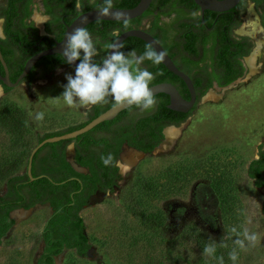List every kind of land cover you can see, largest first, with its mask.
Instances as JSON below:
<instances>
[{
    "label": "rangeland",
    "instance_id": "obj_1",
    "mask_svg": "<svg viewBox=\"0 0 264 264\" xmlns=\"http://www.w3.org/2000/svg\"><path fill=\"white\" fill-rule=\"evenodd\" d=\"M3 5L5 0H0ZM154 5L158 7V0ZM36 14L40 15L32 4L26 22L42 34L45 20L40 21L41 15ZM0 19L3 27L4 18ZM153 22V16L146 15L129 27L151 32ZM263 28L264 18L255 0H244L230 32L251 40L253 47L256 42V50L247 59V75L228 88L209 87L177 127L178 135L164 136L150 152L137 151L127 170L121 166L125 163L123 157L120 160L122 142L115 156L114 186L95 191L78 210L88 239L87 253L80 255L75 249L64 248L53 257V264H219L221 256L224 264H264V195L246 172L259 147L264 146V38L259 40L256 34L264 32ZM92 37L100 54L105 53L107 49L99 47ZM169 38L166 32V49ZM175 62L189 75L193 73L178 57ZM143 66L148 69L152 63L144 62ZM202 67L207 69L206 61ZM36 74L32 84L23 83L18 90L8 89L0 95V196L6 192L9 177L26 171L29 154L41 138L87 118V106L70 108L63 106L62 99L47 100L61 95L67 74L75 75L70 66L53 72L38 68ZM156 101L154 108H138L123 122L151 114L161 98ZM38 112L44 113L41 121L33 119ZM49 150L45 146L38 153L36 174L52 171ZM64 159L75 173L84 175L75 157L76 165L67 160L66 149ZM16 209L23 215L17 216ZM13 210L16 218L9 214L13 225L2 238L0 264H39L41 231L52 208L48 202H37ZM233 228L241 233L239 238H243L244 228L259 233L260 238L255 246L242 250L234 244L237 234ZM211 240L217 243L216 251L205 256L203 249ZM234 248L238 253L235 262L229 258Z\"/></svg>",
    "mask_w": 264,
    "mask_h": 264
},
{
    "label": "trees",
    "instance_id": "obj_2",
    "mask_svg": "<svg viewBox=\"0 0 264 264\" xmlns=\"http://www.w3.org/2000/svg\"><path fill=\"white\" fill-rule=\"evenodd\" d=\"M81 1L84 10L104 5V0H95L91 3L87 0ZM138 1L139 0H113V5L126 8L134 6ZM156 1L157 0L152 1L150 7L143 13L141 18L146 15L153 16L154 22L151 33L162 44L164 43L165 33L173 31L169 38L170 46L165 49L173 60L178 57L183 64L193 69L191 77L193 83L196 84V89H198L197 97L199 101L200 97L211 86V80L208 74L206 75V81L200 78V76H205V71L199 67L198 63L204 58L194 57L197 51L194 40L198 34L200 35L202 33H194V27L191 26V22L187 19L177 24V27L171 28L169 24L160 19V15L169 13L161 9L169 0H158V7L154 5ZM189 1L192 2L191 4H193L196 9L198 8L193 0ZM28 3L29 0H7L5 5L0 6V17L4 18L3 30L10 38V46L17 47L22 51L38 42H40V44H37L39 47H47L49 45L47 42L49 39L51 40V38L47 36H38L36 27L26 22L29 13L27 11ZM69 4L74 18L79 13L75 8L76 0H71ZM255 5L259 14L264 18V0H255ZM240 6L228 18H221L216 25L213 24V15L207 14L205 27L203 26L202 28V30L206 31L208 27L214 26L215 31L211 33L210 37H201V45L199 48L204 52L208 51V49H206V44L211 40V47H218L217 58L220 59L219 64L226 65L227 69H229L228 67L230 66L229 55L232 52L235 40L228 35L226 30L236 25ZM50 27L51 26H49V28ZM224 27L227 29L223 31ZM129 28L130 27L125 28L124 25H122L93 27L87 28V30L92 36L99 38L97 42L104 47L105 44L111 43L115 38L111 35L112 30L119 29V31L122 32ZM252 46L253 43L249 40L244 53L247 54ZM131 48H134L141 54L145 51L146 45L143 42H128L121 50L127 52V50ZM54 61H58L59 63L57 65H51V70H54L58 65H67L64 58H49L43 62L48 65ZM149 62L152 63L146 60L147 64H149ZM178 67L184 69L181 65ZM149 71L154 74L159 73L153 80L154 83L166 80L173 83L179 82L183 86L181 93L187 91L184 83L176 79L162 63L156 66L152 64ZM32 79L33 78H30L28 83H30ZM184 95L187 97L188 93H184ZM168 102L169 99L161 98L156 109L149 114V116L139 118L136 124L120 127L116 132V135L119 134L118 137L115 135L111 138L94 139L88 136L87 139L84 138L74 142L75 161L80 165L88 166L91 175L87 176L90 189L87 191V194L84 195L85 198L78 201L77 207L73 212L68 209V206H70L72 202L70 195L76 193L79 188L72 177L74 175L80 176V174L75 173L64 159V149L67 143L61 144L58 148L55 147L57 144L49 145L51 150L50 163L53 168L50 173H47L49 175L48 178L36 176V178L32 180L26 172L19 176L9 177L6 180V192L0 196V244L2 238L13 225V221L9 218L10 210L19 206L27 208L37 202H51L53 205V212L47 218L41 231L43 248L37 262L39 264H53V257L60 254L64 248L75 249L80 255L86 254L89 244L87 235L84 232V223L82 218L78 215L80 206L86 201L89 194L93 193L96 189L99 188L104 190L114 186L117 179L115 156L125 138L129 137L130 144H134L150 152L163 140V126L170 124L179 126L181 122H184L188 118L192 111L191 110L186 116L172 114V109L167 106ZM126 128L128 130L126 132L127 136H125L126 133L123 131ZM57 133L58 132L47 133L44 137ZM109 154L112 155L113 159L108 165H105L101 157L107 158ZM258 154L259 158L252 159L247 166L246 172L250 177H259L261 174H264L263 146L259 147ZM260 182V180H257L255 184L259 185ZM26 193H28V195H26ZM27 198H29L28 201H26Z\"/></svg>",
    "mask_w": 264,
    "mask_h": 264
},
{
    "label": "flooded vegetation",
    "instance_id": "obj_3",
    "mask_svg": "<svg viewBox=\"0 0 264 264\" xmlns=\"http://www.w3.org/2000/svg\"><path fill=\"white\" fill-rule=\"evenodd\" d=\"M70 1L71 0H29L27 11L29 12L31 10V5L34 4L41 16L39 14H36V15H39L40 18L43 21L45 20V23L43 25L44 33L37 34V35L38 36H47V37L51 38V40L49 39V41L47 42L49 44L47 47H39V45H37V44H40V42H38L35 45L29 46L24 51H22L21 49H19L17 47H14V46L12 47V46H10V43H11L10 38L7 36V34L3 30V27L1 26L0 51L2 53L3 58L5 59V61L7 63V65L9 66L10 70L12 71V73L14 75V81L17 79L18 75L21 73L25 61L31 55H33L34 53H36V52H38V51H40L42 49H45V48L53 46L56 41H58V40H60L62 38V36H63L62 34L65 31L66 25L69 24L72 21V19H73V14L71 12V7H70V4H69ZM6 2H7V0H5V4H6ZM80 2H82V1H80ZM191 3L192 2H190L189 0H185V1H183V0H169L161 8L162 11H167L169 13L160 15V19L163 22H166L167 24H169L171 26V28L177 27V24H180L181 21L187 19V20H189L191 22V24H192L191 26L194 27V30H193L194 33H196V32L197 33H202L200 35L198 34L196 39L194 40L195 47L197 48V51H196L194 57L195 58H202V57L204 58L198 63L199 67L202 70L205 71V76H200V78L203 81H206L207 80L206 75L208 74V76H209V78L211 80V86L210 87L215 86L218 89L228 88L229 86L234 84L236 81L242 80L241 77L247 75L248 72H247L246 68L249 67V69H250V65L247 62V59L256 50L255 37L251 36L250 33H247L254 39L255 45H254V47L252 46L253 48L250 49L251 50L250 52L245 54L244 50L247 47V43L249 42V39L241 38V37H238V36L232 34L230 32V28H228V29L226 27L223 28V31L227 29L226 31H227L228 35H230L235 40V43H233L232 52L229 55L230 56V66L228 67L229 69H227L226 65L219 64L220 59L217 58L218 47L214 46L212 48L211 47V44H212L211 40H209V42L206 44V49H208V51L204 52L203 50H201L199 48L200 45H201V37H204V36L210 37L211 33L213 31H215V29H214V26H211V27H208V29L206 31L202 30V28L204 26L202 21H201V19H200L201 15H202V12L200 11L199 7L196 9L195 6H193V4H191ZM164 6H165V8H164ZM75 8H76V6H75ZM76 10L78 11L77 8H76ZM82 11H85L83 9V7L81 8L80 12H82ZM232 13L229 14L227 17H224V18H228L230 15H232ZM34 15H33V20L35 21ZM163 17H167V19L165 20V19H163ZM221 18H223V17L222 16L213 15V17H212L213 24L216 25L220 21ZM49 26H51L50 27L51 29L49 28ZM112 32H113V30H112ZM119 33H120V31H119ZM172 33H173V31L170 32V34H172ZM240 33H242V32H240ZM95 38L99 41V38H97V37H95ZM99 47L102 48V44H99ZM132 49H134V48H131V49L127 50V51H130ZM107 50H106V52H107ZM105 53H101L99 56H97L96 62H100L102 57L105 55ZM138 54H140V53H138ZM205 61H206V64H207V69H204L202 67V63H204ZM174 62H175V60H174ZM58 63H59L58 61L57 62L54 61L52 63H49L48 65H46L45 62L39 63L36 66V68L32 71V73L28 76V78L24 81V83L26 85H30L36 80V75H37L36 74V70L38 68H43V69H45L48 72H53V71H55L56 69H58L60 67L69 66V65H63V66H59L58 65V66H56V68L54 70H51V67H52L51 65H57ZM176 65H178V64L176 63ZM148 70H149V68H148ZM182 70H184V69H182ZM4 74H5V72H4L3 66H2V64L0 62V77L3 76ZM191 75H190V77H191ZM30 78H33V79H32V81L30 83H28ZM166 81H168V80H166ZM152 83H154V82L152 81L151 84ZM174 84L177 86L179 92L181 93V91L183 90V86L179 82L174 83ZM0 86L3 89V93H4V91H7L8 89H12V87L4 85V83L1 82V81H0ZM184 93L187 94L188 92L186 91ZM184 93H181L183 97H185ZM185 98L188 99L189 98V94ZM112 105H113V103L110 101L108 104H104L103 106L102 105L87 106L85 108V112H86V115H87V118H86L85 121H83L82 123H80V124H78L76 126H73L71 128L65 129L63 131H58L57 134H61V133H64L66 131H70V130H73V129H76V128H79V127L83 126L84 124L89 122L91 119H93L94 117H96L97 115H99L101 112H103L104 110H106L107 108H109ZM192 110H194V108ZM128 115L129 114L121 117L120 119L114 121L113 123L105 126L104 128L96 131L95 133H93V134H91L89 136L94 138V139L114 137L116 135V132L120 129V127H123L125 125L136 124L137 121L139 120V118L147 117V116H149V113L140 115V116L136 117V119H134L133 121L123 122V118L127 117ZM165 126H167V125H165ZM165 126H163V128H162V133H163V135L166 138L165 129L168 126L167 127H165ZM169 126H171V125H169ZM123 131H125L124 133H126L128 130L126 128ZM54 135H56V134H54ZM118 136H119V134L116 135V137H118ZM125 136H127V133H126ZM46 137H48V136H46ZM87 137H86V139H87ZM44 138L45 137L41 138L38 141V143ZM124 142H125L124 149L120 153V160L123 157L124 152L126 150H128V149L147 152V151L141 149L139 146H136L134 144H130L129 143V137L125 138ZM71 144H72L71 142L67 143L66 146H65V149H66L67 160L71 164H73L72 162H74V157H75V143H73L74 147L72 145V148H73L72 153H69V146H71ZM44 145L41 146L40 148H38V150L33 155L32 180H34L36 178V176H43L45 178L49 177V175L47 173H40L39 175H36L34 173L35 161H36L37 155L45 147ZM60 146H61V144H57L55 147L58 148ZM258 153H259V151H258ZM50 155H51V150H49V155H48L49 158H50ZM257 158H259V154H258ZM81 167H83L84 170H85L84 171L85 172L84 175H80V176L74 175L72 177L73 180L76 181L79 189L76 191V193H72L70 195L71 199H72V202H71V205L68 206V209L71 212H73L75 210V208L77 207L78 201H81L82 199L85 198L84 195H86L87 191L90 189V186H89V184L87 182L88 181L87 180V176L91 175V171H90L88 166L81 165ZM25 172L27 173V166H26V171ZM248 177L253 180V184L256 187H258V189L262 190V194L264 195V174H261L259 177H257V176H253V177L248 176ZM257 180L261 181L259 185L255 184V182ZM98 189H96L95 191H97ZM95 191L93 193H90L88 198L91 197L95 193ZM26 195H28V193H26ZM88 198L86 199V201L88 200ZM28 200H29V198H27L26 201H28ZM48 203H49V205L52 208V211H51V213H52L53 212V205L51 204V202H48ZM84 203L82 205H84ZM19 207H21V208L23 207L24 208V206H19ZM262 208L264 210V197H263V200H262ZM13 209H15V208H13ZM14 211L15 210H13L11 212V217L15 219L16 216L13 215Z\"/></svg>",
    "mask_w": 264,
    "mask_h": 264
},
{
    "label": "clouds",
    "instance_id": "obj_4",
    "mask_svg": "<svg viewBox=\"0 0 264 264\" xmlns=\"http://www.w3.org/2000/svg\"><path fill=\"white\" fill-rule=\"evenodd\" d=\"M75 6L77 9L83 7L80 0H76ZM113 6V0H104L101 14H110ZM124 27H129L127 21ZM111 35L116 39L104 45L108 51L99 63L95 58L100 55L101 50L86 28H76L66 36L62 56L67 64H75V75L67 74V83L63 85L61 95L47 100L59 102L62 99L63 106L70 108L104 105L110 101L116 107L135 105L142 110L155 107L157 101L150 84L159 73L154 74L143 65L146 60L151 61L154 66L159 65L165 58L164 53H158L150 45L146 46L142 54H138L135 49L124 52L121 50L123 44L119 41V29H114ZM77 61L79 63H76ZM2 94L3 89L0 88V95ZM33 119L43 120L44 113H36ZM101 159L108 165L113 157L109 154L107 158L102 156ZM232 232L237 234L234 244L242 250L255 246L260 238L259 233L250 232L247 228L242 232L243 238H239L241 233H237L236 228H233ZM216 244L211 240V243L204 247L203 255L213 256ZM229 258L233 262L237 261L238 253L235 248L229 253ZM218 259L219 264H224L222 256Z\"/></svg>",
    "mask_w": 264,
    "mask_h": 264
},
{
    "label": "water",
    "instance_id": "obj_5",
    "mask_svg": "<svg viewBox=\"0 0 264 264\" xmlns=\"http://www.w3.org/2000/svg\"><path fill=\"white\" fill-rule=\"evenodd\" d=\"M152 1L153 0H139L134 6L126 8L113 6L111 13L108 15L101 14L102 6L90 8L80 12L72 19L69 24L66 25L65 31L60 40L56 41L53 46L34 53L25 61L23 69L15 81L14 75L0 51V62L5 72V74L0 77V81L3 82L4 85L10 86L13 89L18 90L39 63L49 58H64L62 56V50L63 45L66 42V36L71 33L74 29L122 26L124 25L125 21L130 24L141 18L143 13L148 9V7H150ZM193 1L202 12L200 19L205 27L207 14L227 17L234 10H236L244 0ZM115 39L116 37L113 39V41ZM119 41L123 44V47L128 42H143L146 46L150 45L153 50L157 51L158 53H164L165 58L161 63L176 79L184 83L189 94L188 99L183 97L182 94L179 92L177 86L170 81H161L150 84V88L153 91L155 99L157 97L169 99L167 106L172 109V114L186 116L198 104L196 84L193 83V80L189 74H187L184 70L180 69L176 65V63L168 54L163 44L159 40H157L151 32L143 28H129L119 33ZM76 63H79V61H77ZM69 66L75 71V64ZM138 108L139 107L135 105H125L120 107L112 105L79 128L66 131L61 134L45 137L30 152L27 161L28 176H30V178L32 179L33 155L38 150V148L43 146L45 143L46 144L44 146H49L80 141ZM182 123L183 122H181V124ZM170 125L179 127L174 124ZM11 211L9 212V214L11 213Z\"/></svg>",
    "mask_w": 264,
    "mask_h": 264
},
{
    "label": "bare ground",
    "instance_id": "obj_6",
    "mask_svg": "<svg viewBox=\"0 0 264 264\" xmlns=\"http://www.w3.org/2000/svg\"><path fill=\"white\" fill-rule=\"evenodd\" d=\"M41 18L39 17V20H40ZM41 21V20H40ZM41 23V22H40ZM42 24V23H41ZM1 26H2V21L0 20V32H1ZM256 31V30H255ZM257 34V36H260L261 38H259V40L260 39H262V38H264V32H263V30L262 31H260V32H257L256 33ZM259 43V42H258ZM262 43V42H261ZM256 56V55H255ZM255 58V57H254ZM249 60V59H248ZM251 60V59H250ZM254 68V67H253ZM256 68V67H255ZM166 135L168 136V138H170V137H175L176 135H178L177 133H178V128L177 127H175V126H173V125H171V126H168V128L166 129ZM72 151H73V148H72V144H71V146H69V153H72ZM138 153L139 152H137L136 150H131V149H128V150H126L125 152H124V155H123V158L125 159V163H122L121 164V166H122V168H123V170H127L129 167H130V165L132 164V163H134V161H135V159L137 158V156H138ZM70 158V157H69ZM73 158V157H72ZM73 164H74V162H72ZM16 215L17 216H22L23 215V211L22 210H16Z\"/></svg>",
    "mask_w": 264,
    "mask_h": 264
}]
</instances>
